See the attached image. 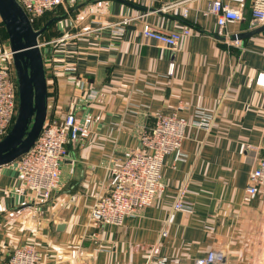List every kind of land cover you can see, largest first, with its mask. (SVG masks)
Here are the masks:
<instances>
[{"label":"crops","instance_id":"1","mask_svg":"<svg viewBox=\"0 0 264 264\" xmlns=\"http://www.w3.org/2000/svg\"><path fill=\"white\" fill-rule=\"evenodd\" d=\"M211 1L65 0L40 22L45 120L72 112L95 121L86 138L66 145L58 186L45 203L21 192L16 161L0 166V263L30 243L45 264H143L150 253L167 256V264H195L210 250L224 253L217 264H264V187L243 199L264 145V89L254 85L264 71V20L252 18L264 0H222L242 13L225 26L226 37L205 13ZM144 26L189 27L191 34L173 50L144 36ZM201 110L208 128L190 124L181 160L165 157L166 186L154 203L118 226H91V207L108 191V167L140 147L154 113L191 122ZM183 183L191 213L172 209Z\"/></svg>","mask_w":264,"mask_h":264},{"label":"built area","instance_id":"2","mask_svg":"<svg viewBox=\"0 0 264 264\" xmlns=\"http://www.w3.org/2000/svg\"><path fill=\"white\" fill-rule=\"evenodd\" d=\"M29 19L40 17L64 3L65 0H16ZM242 3L243 0H233ZM216 18L219 37H226L224 28L242 18L241 9L232 8L222 0H212L206 11ZM187 15L184 7L182 16ZM254 21L264 20V10L253 9ZM142 33L169 48L176 50L184 37L191 34L189 27L179 31H162L144 26ZM225 41V40H224ZM227 42V41H226ZM239 45L235 38L231 41ZM11 51H0V137L12 125L16 109V90L7 59ZM175 63L169 62L167 74L174 73ZM254 85L264 89V71L256 73ZM96 92H92L94 99ZM198 119L191 122L175 112L156 111L154 124L140 134V147L129 148L120 159L114 158L109 169L108 191L99 196L89 213V224L100 228L105 224L120 225L126 216L132 215L139 209L151 206L157 195L165 188L162 181L161 168L166 156L171 155L173 162L182 158L181 145L185 138L186 128L194 126L208 128L204 112L198 111ZM95 119L91 115L78 118L74 113L66 114L62 121L45 120L31 148L17 160L18 180L20 190L28 198L37 203L49 200L51 192L58 186L60 167L67 156L66 145L86 138ZM264 187V145L256 166L249 172L248 182L244 192V201L250 202ZM187 192L183 183L176 188V196L172 209L185 213L193 211L192 204L185 200ZM208 233L214 231L211 224L205 225ZM166 229L160 236L166 235ZM222 250H210L206 256L198 258L195 264H217L223 260ZM168 257L150 253L143 264H167ZM0 264H45L37 250L30 243L17 245L12 249L9 258Z\"/></svg>","mask_w":264,"mask_h":264},{"label":"water","instance_id":"3","mask_svg":"<svg viewBox=\"0 0 264 264\" xmlns=\"http://www.w3.org/2000/svg\"><path fill=\"white\" fill-rule=\"evenodd\" d=\"M0 18L18 74L19 93L17 118L0 141V166H3L31 148L46 119L47 87L38 42L46 24L35 30L16 0H0Z\"/></svg>","mask_w":264,"mask_h":264},{"label":"rangeland","instance_id":"4","mask_svg":"<svg viewBox=\"0 0 264 264\" xmlns=\"http://www.w3.org/2000/svg\"><path fill=\"white\" fill-rule=\"evenodd\" d=\"M45 19V16H41V18H39L38 20H34V22L32 21L31 24L33 25L32 27L33 28H38L40 26V22L41 21H44ZM1 18H0V41L2 42V49H9L10 50V44H9V40H8V37L6 38L4 35H5V32H4V25L2 24L1 22ZM31 21V20H30ZM7 63H8V66L10 68V72H11V75H12V79L14 81V84H15V90H16V109H15V115H14V119H13V122H12V125L10 126V128L8 129V131L0 137V141L9 133V131L11 130L16 118H17V114H18V108H19V93H18V74H17V71H16V68H15V65H14V60H13V57L12 55L7 59Z\"/></svg>","mask_w":264,"mask_h":264},{"label":"trees","instance_id":"5","mask_svg":"<svg viewBox=\"0 0 264 264\" xmlns=\"http://www.w3.org/2000/svg\"><path fill=\"white\" fill-rule=\"evenodd\" d=\"M49 12H51V11H49ZM49 12H46V13H44L42 16H46ZM39 18H41V16L40 17H34V18H31L30 20H31V22L33 21L34 22V20H38ZM2 22V21H1ZM2 24H3V22H2ZM4 25V24H3ZM33 26V25H32ZM39 27H41V25L39 26ZM4 29V32H5V37L7 38L8 36H7V33H6V30H5V27L3 28Z\"/></svg>","mask_w":264,"mask_h":264}]
</instances>
